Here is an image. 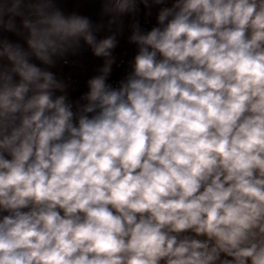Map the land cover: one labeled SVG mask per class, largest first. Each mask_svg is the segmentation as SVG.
Masks as SVG:
<instances>
[{
  "label": "clouds",
  "instance_id": "9594fccd",
  "mask_svg": "<svg viewBox=\"0 0 264 264\" xmlns=\"http://www.w3.org/2000/svg\"><path fill=\"white\" fill-rule=\"evenodd\" d=\"M0 264H264V0H0Z\"/></svg>",
  "mask_w": 264,
  "mask_h": 264
},
{
  "label": "built area",
  "instance_id": "2783aa9c",
  "mask_svg": "<svg viewBox=\"0 0 264 264\" xmlns=\"http://www.w3.org/2000/svg\"><path fill=\"white\" fill-rule=\"evenodd\" d=\"M129 55H131V53H129ZM82 84V91L84 90V88H83V83H81Z\"/></svg>",
  "mask_w": 264,
  "mask_h": 264
},
{
  "label": "crops",
  "instance_id": "0c3cea01",
  "mask_svg": "<svg viewBox=\"0 0 264 264\" xmlns=\"http://www.w3.org/2000/svg\"><path fill=\"white\" fill-rule=\"evenodd\" d=\"M81 91H82V84H81Z\"/></svg>",
  "mask_w": 264,
  "mask_h": 264
}]
</instances>
